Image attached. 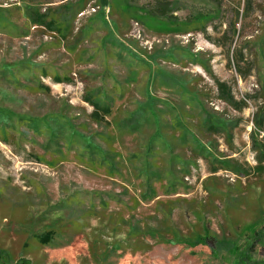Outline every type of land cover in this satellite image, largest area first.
<instances>
[{"label": "rangeland", "instance_id": "374dc122", "mask_svg": "<svg viewBox=\"0 0 264 264\" xmlns=\"http://www.w3.org/2000/svg\"><path fill=\"white\" fill-rule=\"evenodd\" d=\"M152 1L0 0L3 263L236 264L187 240L263 222L264 0Z\"/></svg>", "mask_w": 264, "mask_h": 264}, {"label": "trees", "instance_id": "16d2710c", "mask_svg": "<svg viewBox=\"0 0 264 264\" xmlns=\"http://www.w3.org/2000/svg\"><path fill=\"white\" fill-rule=\"evenodd\" d=\"M109 1L110 0H99L100 6L108 7ZM171 6L172 4L168 0H153L148 7L143 9L142 17L143 19L148 21L150 27L160 30H166L167 28H169L168 20L170 19L173 12ZM28 16L34 25H40L47 30L53 31L60 37L59 40L66 39V36L68 34V26L57 24L52 19L48 20L47 14H41L37 9L28 10ZM219 87H221V85H219ZM86 100L93 107L100 108L99 105H97L98 103L95 99L87 98ZM220 126L221 125H217L214 126V128L218 130ZM256 162H258L259 165L258 169H262L261 165L264 162V154H262L261 157L256 158ZM241 234L244 237L243 245L235 240H225L220 239L217 236H212L207 229L203 230V234L195 237V239L191 241V244L190 240L187 241L189 242L190 246L194 245L192 244V242L196 244H204L207 243V241H212L217 248L225 249L226 252L229 253V255L233 256L235 258L236 264H254L256 262L254 261L253 256L255 255L257 249L264 250V220L262 223H251L245 226V228L241 230ZM52 237L53 233L49 232L46 234L38 235L36 241L38 242V244L46 245L50 243ZM174 240H176L177 242V239ZM1 254L2 253H0V264H5L1 260V257L3 256ZM20 264H27V262L25 263L24 260H21Z\"/></svg>", "mask_w": 264, "mask_h": 264}]
</instances>
